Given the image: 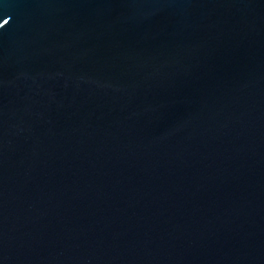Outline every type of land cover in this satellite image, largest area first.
Returning a JSON list of instances; mask_svg holds the SVG:
<instances>
[{"label":"water","instance_id":"obj_1","mask_svg":"<svg viewBox=\"0 0 264 264\" xmlns=\"http://www.w3.org/2000/svg\"><path fill=\"white\" fill-rule=\"evenodd\" d=\"M0 264H264V0H0Z\"/></svg>","mask_w":264,"mask_h":264}]
</instances>
